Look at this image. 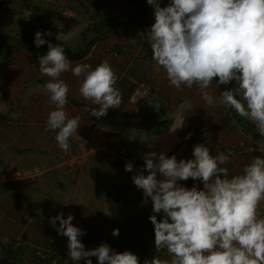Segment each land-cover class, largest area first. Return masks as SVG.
I'll list each match as a JSON object with an SVG mask.
<instances>
[{
	"label": "crops",
	"instance_id": "crops-1",
	"mask_svg": "<svg viewBox=\"0 0 264 264\" xmlns=\"http://www.w3.org/2000/svg\"><path fill=\"white\" fill-rule=\"evenodd\" d=\"M61 1L68 8V17L76 20L68 31H63L64 23L55 19L43 17L46 27L33 17L27 23L22 22L21 6L26 0H10L8 16H0V239L4 243L27 246L34 254L55 251L61 264H87L86 259L79 262L70 259L68 238L58 235L50 223L52 217L62 212L65 218L72 214V224L85 232L80 239L86 250L107 243L116 252L135 253L139 264H152L153 257L170 260L166 250H156L154 225L149 219L155 214L160 220L163 213H153L151 198L145 202L143 191L135 186L132 176L144 170L143 157L147 152L159 154L163 151L167 156L175 155L177 160H187L194 158V146L204 143L213 156L219 152L227 153L234 145L222 146V138L225 134L232 136V114L223 105L209 106L196 85L191 89L183 85L179 89L172 86L165 70L152 60V50L149 43H145V35L155 21L153 6L148 4L147 11L142 13L137 0H91L103 16L118 17L120 25L124 22V26L134 33L133 37L140 35L141 47L144 44L141 56L147 54L136 58L135 62L143 60L146 65H136V68L146 77L161 74L162 93L152 97V108L160 103L165 110V113L161 111L162 118L169 116L172 121L169 126L157 130L145 128L142 114L137 112L138 106L131 97L128 103L129 88L126 87L124 93L120 77L116 84L122 94L120 108L109 109L106 116L98 119L91 115V108L98 106L84 100L79 93L82 77L68 71L61 75L70 89L66 111L69 118L80 117V126L78 136L69 140L70 150L63 151L55 139L58 130H46L47 117L55 106L43 91L49 78L41 75L38 58L48 49V44L37 47L35 33L50 32L51 35H45L46 41L62 46L52 41L54 38L80 50L99 33L91 31L85 40L82 39V30L88 24H84V17L79 13L88 7L87 0H51V8H57ZM159 2L164 7L170 0ZM118 13L121 15L117 16ZM141 18L145 20L143 30L140 23L135 27L132 22ZM120 32L114 35L111 45L124 44ZM107 39L93 41L88 53L71 61L72 65L87 63L95 68L107 61L116 75L121 70L124 74L127 67H123L126 57L123 48L109 52ZM131 41H126L125 45ZM133 55L130 61L137 53ZM133 70L134 67L126 78L136 75ZM216 83L218 81L214 79L207 91L218 101L220 92L226 89L222 84L217 88ZM231 83L236 84L234 80ZM247 135L260 145L259 149L264 148V138L255 137L249 131ZM165 138L166 147H154V142ZM259 149L242 157L232 156L226 165L229 176L242 174L244 166L255 156L264 155ZM128 162L133 165L131 172L125 170ZM144 174L147 175L146 170ZM157 178H162L159 173ZM179 183L188 188L193 185L203 188L200 180L191 178ZM104 210L109 214L105 215ZM258 211L264 216V203ZM113 229H119L118 236L112 235ZM25 257L24 264H38V255L28 253ZM90 259L92 264H98L95 256Z\"/></svg>",
	"mask_w": 264,
	"mask_h": 264
},
{
	"label": "clouds",
	"instance_id": "clouds-1",
	"mask_svg": "<svg viewBox=\"0 0 264 264\" xmlns=\"http://www.w3.org/2000/svg\"><path fill=\"white\" fill-rule=\"evenodd\" d=\"M147 3L154 8L155 21L145 36L152 60L165 70L170 84L177 89L196 85L209 106L235 110L264 136V0H170L164 7L159 0ZM45 35L51 33L37 31L34 44H48L47 53L38 58L41 75L49 78L43 91L55 106L46 130H58L55 139L67 152L70 138L78 136L80 117L69 118L70 89L61 75L71 71L82 77L79 93L98 106L91 108L98 119L109 109L120 108L122 94L107 61L95 68L87 63L73 66L64 48L46 41ZM216 77L217 88L236 82L220 92L218 101L207 91ZM259 151L264 153V148ZM233 155L213 156L204 143L194 146L193 159L177 160L163 151L144 155L147 175L141 170L132 180L145 202L151 198L153 213H163L160 220L155 214L149 219L156 250L171 256L170 260L153 257L152 264H264V216L258 211L264 203V155L255 156L242 174L229 176L226 165ZM125 170L133 171L131 162ZM189 178L200 180L203 188L179 183ZM73 219L62 212L50 219L58 235L68 238L72 261L86 259L92 264L90 257L95 256L98 264H139L135 253L116 252L107 243L86 250L80 239L85 232L72 224ZM112 235L118 236L119 229Z\"/></svg>",
	"mask_w": 264,
	"mask_h": 264
},
{
	"label": "rangeland",
	"instance_id": "rangeland-1",
	"mask_svg": "<svg viewBox=\"0 0 264 264\" xmlns=\"http://www.w3.org/2000/svg\"><path fill=\"white\" fill-rule=\"evenodd\" d=\"M130 2V1H129ZM98 10L101 12V10L98 8ZM128 12V11H127ZM129 13V12H128ZM130 13H133L130 12ZM103 14V13H102ZM127 14V13H126ZM79 15H81L82 17H84V24H90L92 21H93V18L95 16H97L96 14V11L95 9L88 3V7L84 8L83 11H80ZM121 15L120 13H118L117 16ZM37 16H41L37 14ZM43 16V15H42ZM41 16V17H42ZM142 19V18H141ZM139 19V21L136 19H133V25L135 27L138 26V24L140 23L141 24V28L143 30V26H144V19ZM37 22V21H36ZM122 26H124V22L122 24ZM120 23L119 25L113 27V28H109L106 30L105 32V36L101 39H107V42L109 44H107V46H109V49L110 51L109 52H116L117 50H119V48H123L122 52L125 53L124 55L126 56L125 59H124V63H123V67L127 69H125L124 71V74L122 73L123 70L120 71V73L118 72L117 73V76L121 78V82L122 83V90L126 91V87L129 88V92H128V103H129V100H130V94H131V90H132V87L133 85L135 84V82L141 80V79H146L149 84L151 85L152 87V97L154 96H161V93H162V82H161V74L160 73H157L155 75H151L149 77H146V75L144 74H139V70H137L138 68H136V65H146L145 62H143V60H141V62H135L136 61V58L140 59V58H143L144 56H146V54L142 57L141 54L144 53V44L143 46L141 47V37L140 35H138V37H133V32L132 31H129L125 26V28H123ZM123 28V29H122ZM145 30V29H144ZM121 31V32H120ZM120 32V35H121V40L124 42L123 45H117V44H112V40H113V37L116 33H119ZM143 33V32H142ZM144 34V33H143ZM129 35H131L132 37H130ZM130 39H132L131 43H129L128 45H125L126 41H130ZM148 43L147 39L145 41V43ZM147 49H150V48H147ZM137 53L136 57L134 59H132V61H130L131 57H133L135 54ZM132 62V63H129ZM129 65V67H128ZM134 67V70L135 72H133L134 74L136 75H132V77L130 79L126 78L127 75L130 76V70ZM123 74V75H121ZM153 99L151 101V103L148 105L147 108H139V107H136V110L138 113L142 114V120H143V125L144 127L147 126L149 127V129H154V128H158V126H156V122L153 120V119H158V116L161 117L160 120L161 122H164L162 123V127H166V126H169V123H171L172 121V118H170L169 116H166L165 118H162V113L161 111L162 110V106L161 104H157V107L154 109L152 108V103H153ZM164 108V107H163ZM165 111V110H164ZM163 111V112H164ZM165 113V112H164ZM149 116L146 117V115ZM152 118V119H150ZM235 121V120H234ZM160 126V125H159ZM241 127H243L244 129H241ZM146 128V127H145ZM233 133H232V136H225L222 138V141H223V145L222 146H226V144H231V145H236L238 142H240L241 140H244V141H249V136L247 135L248 131H246L245 129V126L243 125H240L238 123H234V127L233 129L231 130ZM245 132V133H244ZM247 132V133H246ZM231 133V132H230ZM226 137L228 138V143H226ZM154 147L157 148V147H166L167 146V138L161 140L160 142H154L153 143ZM239 157H242V156H239ZM0 241L2 242V240L0 239Z\"/></svg>",
	"mask_w": 264,
	"mask_h": 264
},
{
	"label": "trees",
	"instance_id": "trees-1",
	"mask_svg": "<svg viewBox=\"0 0 264 264\" xmlns=\"http://www.w3.org/2000/svg\"><path fill=\"white\" fill-rule=\"evenodd\" d=\"M5 1L9 2L7 0H5ZM137 1L139 3V11L142 12V13L147 11V9L149 7V5L147 3V0H137ZM87 2L95 9L97 16H95L93 18V21L90 24H88L82 30V39L85 40L87 34L89 32H91V31H95V32L99 33L98 36L96 38L91 39L89 44L82 50H80V48L79 49H74V48L64 44L63 42L52 38V41H55L56 43L62 45V47L65 50V54L70 59V61L78 60V59H81L82 57H84L88 53V51L90 49V46L92 45L93 41L103 38L106 35L105 32H106L107 29L113 28V27L117 26L118 23H119L118 17H116V16H107V17L103 16L102 13H100V11L98 10V6L93 1L87 0ZM41 16L38 17L37 14L33 15V18L37 21L38 24L43 23L42 22L43 17L49 18V19H55L57 21H60V22L64 23L63 24L64 25L63 31H68L76 23V20L74 19V17L61 16L58 13H56L55 11H52V10L42 11L41 12ZM43 25L45 26L46 24L43 23ZM47 51H48V49L43 50L42 54L43 55L46 54ZM214 79H216L218 81V77H216ZM223 86L225 87V89H229V88L234 87V85L232 83H229V84L223 85ZM229 111L231 112L233 119L238 124L245 126V129L247 131L251 132L255 137L264 138V136H260L258 134V132L256 131L255 127L252 126L250 124V122H248L244 118H241L235 112V110L229 108ZM146 117L149 118L148 115H146ZM150 119H152V118H150ZM153 120L156 122V126H158V128L162 127V125H163L162 123H164V122H161L158 119H153ZM158 128H155V129L157 130ZM28 253H33V255H35L34 254V250L30 251L27 246H24V245H21V244L18 245V244H16V242H6V243H4V242L0 241V254L2 256H4L6 258V260L10 261L12 264H24L25 259H26L25 256H28ZM35 260H34V257H33V261L34 262H35ZM36 261L38 262V264H42L41 259L37 258Z\"/></svg>",
	"mask_w": 264,
	"mask_h": 264
},
{
	"label": "built area",
	"instance_id": "built-area-1",
	"mask_svg": "<svg viewBox=\"0 0 264 264\" xmlns=\"http://www.w3.org/2000/svg\"><path fill=\"white\" fill-rule=\"evenodd\" d=\"M50 5L51 0H26V2H23L21 6L23 8V11L21 12V21L27 23L29 20H32L34 14L40 15L41 13L39 10H41V8L43 9L42 11L52 10L61 16L68 17V8L66 7L64 1L59 2L57 8L54 9H52ZM37 8H39V10H37ZM8 10V2L5 0H0V16L6 18L8 16ZM18 12H20L19 9ZM10 15L13 16L12 12ZM130 97L139 108H147L152 101V87L149 82L144 79L135 82L132 87ZM259 147L260 145L258 143H254L251 140L250 142L241 140L235 146L229 148L227 153L232 152L234 153L233 156L239 157L253 153L254 151H258ZM35 255H38V258L41 259L42 264H61L60 256L55 251L37 253Z\"/></svg>",
	"mask_w": 264,
	"mask_h": 264
},
{
	"label": "water",
	"instance_id": "water-1",
	"mask_svg": "<svg viewBox=\"0 0 264 264\" xmlns=\"http://www.w3.org/2000/svg\"><path fill=\"white\" fill-rule=\"evenodd\" d=\"M7 1H10V0H7ZM0 264H12V263L6 260V258L0 254Z\"/></svg>",
	"mask_w": 264,
	"mask_h": 264
}]
</instances>
